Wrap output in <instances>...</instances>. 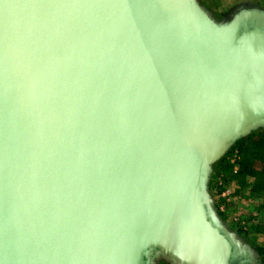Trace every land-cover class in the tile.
<instances>
[{
	"label": "water",
	"instance_id": "95a60500",
	"mask_svg": "<svg viewBox=\"0 0 264 264\" xmlns=\"http://www.w3.org/2000/svg\"><path fill=\"white\" fill-rule=\"evenodd\" d=\"M259 129L263 15L215 24L197 0H0V264L250 257L207 182Z\"/></svg>",
	"mask_w": 264,
	"mask_h": 264
},
{
	"label": "rangeland",
	"instance_id": "374dc122",
	"mask_svg": "<svg viewBox=\"0 0 264 264\" xmlns=\"http://www.w3.org/2000/svg\"><path fill=\"white\" fill-rule=\"evenodd\" d=\"M197 2L215 24L229 22L247 12L264 16V0H197ZM257 131L238 139L211 165L207 182L208 195L223 225L250 251L251 256L247 257L250 261L248 264H260L261 257L257 249L264 248V178H257L260 179V183H255L256 177L247 178L245 186L240 185L236 175L240 170L241 156L234 146L239 140ZM223 159L224 162L219 164ZM234 168L237 169L236 173ZM257 170L259 171L258 167ZM225 186L231 188L227 204L221 196ZM225 204L224 212H220L219 207Z\"/></svg>",
	"mask_w": 264,
	"mask_h": 264
},
{
	"label": "trees",
	"instance_id": "16d2710c",
	"mask_svg": "<svg viewBox=\"0 0 264 264\" xmlns=\"http://www.w3.org/2000/svg\"><path fill=\"white\" fill-rule=\"evenodd\" d=\"M234 148L239 151L241 156L240 170L236 175L240 185L245 186L247 178L255 177V183H260V179L264 178V129L239 140ZM222 162H224V159L219 164ZM258 177L260 179H257ZM257 250L261 257L260 264H264V248H258Z\"/></svg>",
	"mask_w": 264,
	"mask_h": 264
},
{
	"label": "built area",
	"instance_id": "2783aa9c",
	"mask_svg": "<svg viewBox=\"0 0 264 264\" xmlns=\"http://www.w3.org/2000/svg\"><path fill=\"white\" fill-rule=\"evenodd\" d=\"M234 172L235 173L237 172V169L236 168H234ZM221 196L225 199V203L227 204L228 201H229V199H230V196H231V188L228 187V186H225L223 188V192L221 193ZM226 204H225V206L222 205V206L219 207V211L220 212H224V209L226 207ZM235 220H236V218L233 219V221H235Z\"/></svg>",
	"mask_w": 264,
	"mask_h": 264
},
{
	"label": "flooded vegetation",
	"instance_id": "af4514ba",
	"mask_svg": "<svg viewBox=\"0 0 264 264\" xmlns=\"http://www.w3.org/2000/svg\"><path fill=\"white\" fill-rule=\"evenodd\" d=\"M249 29H251V27H249ZM247 258H237V259H232L231 260V264H246L244 263V261L246 260Z\"/></svg>",
	"mask_w": 264,
	"mask_h": 264
}]
</instances>
